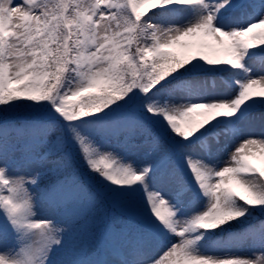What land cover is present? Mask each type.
<instances>
[{
    "label": "snow or ice",
    "instance_id": "1",
    "mask_svg": "<svg viewBox=\"0 0 264 264\" xmlns=\"http://www.w3.org/2000/svg\"><path fill=\"white\" fill-rule=\"evenodd\" d=\"M0 264H264V0H0Z\"/></svg>",
    "mask_w": 264,
    "mask_h": 264
}]
</instances>
